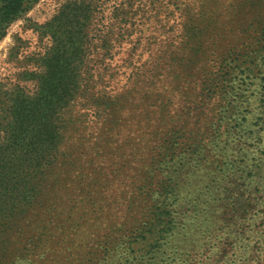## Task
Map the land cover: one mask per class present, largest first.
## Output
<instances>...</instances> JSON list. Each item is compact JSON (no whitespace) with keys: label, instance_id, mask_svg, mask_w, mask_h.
<instances>
[{"label":"rangeland","instance_id":"obj_1","mask_svg":"<svg viewBox=\"0 0 264 264\" xmlns=\"http://www.w3.org/2000/svg\"><path fill=\"white\" fill-rule=\"evenodd\" d=\"M0 264H264V0L21 12L0 38Z\"/></svg>","mask_w":264,"mask_h":264},{"label":"trees","instance_id":"obj_2","mask_svg":"<svg viewBox=\"0 0 264 264\" xmlns=\"http://www.w3.org/2000/svg\"><path fill=\"white\" fill-rule=\"evenodd\" d=\"M35 1L36 0H0V38L4 35L5 29L9 24ZM59 74H61V72H59ZM60 76L61 75L58 76V79H61ZM81 76L82 72L80 70L71 69L68 75V83L61 85L60 81H57L54 85H49V89H52L51 93L53 92L51 94L52 101L50 100L53 115L48 120L50 126L48 136L51 150H58L63 139L62 131L66 128L61 113L67 111L69 109L67 106H71L76 99L81 98L83 93H85L84 86L80 84L82 80ZM35 135L37 136L38 142L42 145L45 135L44 124L36 131ZM39 148H41L38 150L40 159H42L44 157V151L41 146H39ZM149 229L151 230L152 226Z\"/></svg>","mask_w":264,"mask_h":264}]
</instances>
